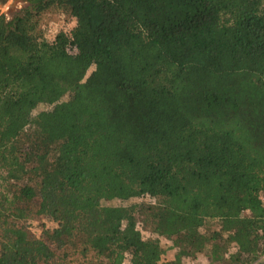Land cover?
<instances>
[{"label": "trees", "instance_id": "1", "mask_svg": "<svg viewBox=\"0 0 264 264\" xmlns=\"http://www.w3.org/2000/svg\"><path fill=\"white\" fill-rule=\"evenodd\" d=\"M24 1L0 13V264L263 256L264 0ZM49 9L74 20L51 41Z\"/></svg>", "mask_w": 264, "mask_h": 264}, {"label": "rangeland", "instance_id": "2", "mask_svg": "<svg viewBox=\"0 0 264 264\" xmlns=\"http://www.w3.org/2000/svg\"><path fill=\"white\" fill-rule=\"evenodd\" d=\"M26 2L24 0H0V13H2L5 19H9L16 13H18L24 6ZM264 6V1H263ZM74 26V20L69 17L67 14L61 13L57 9H49L43 12L40 16V31L43 38L47 41H51L55 34L58 32H62L64 34H69L71 28ZM92 67L87 70L85 78L90 75ZM47 108L45 104H38L32 111V114L40 110H44ZM262 200L264 202V194L262 195ZM132 202H136V198H130L126 201H120L118 199H112L108 201H103V204L108 205H118V204H129ZM217 222L215 220H208L205 222L204 226L200 229L201 232L205 230H211L216 228ZM140 230V228H138ZM140 234L142 238L146 237V234L143 230H140ZM206 260L203 256L198 255L193 261H188L186 264H205ZM123 264H128L127 257ZM253 264H264V255L260 256L256 262Z\"/></svg>", "mask_w": 264, "mask_h": 264}]
</instances>
